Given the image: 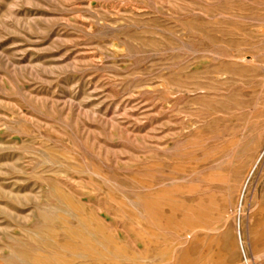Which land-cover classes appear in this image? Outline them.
<instances>
[{"label":"rangeland","instance_id":"obj_1","mask_svg":"<svg viewBox=\"0 0 264 264\" xmlns=\"http://www.w3.org/2000/svg\"><path fill=\"white\" fill-rule=\"evenodd\" d=\"M0 264H264V0H0Z\"/></svg>","mask_w":264,"mask_h":264}]
</instances>
